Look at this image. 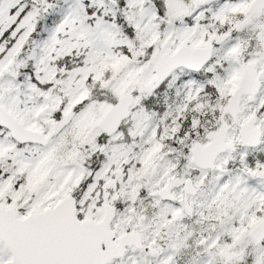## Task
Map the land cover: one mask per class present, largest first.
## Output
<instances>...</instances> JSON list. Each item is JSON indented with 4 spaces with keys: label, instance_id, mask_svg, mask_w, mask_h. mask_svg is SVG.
Listing matches in <instances>:
<instances>
[{
    "label": "rangeland",
    "instance_id": "1",
    "mask_svg": "<svg viewBox=\"0 0 264 264\" xmlns=\"http://www.w3.org/2000/svg\"><path fill=\"white\" fill-rule=\"evenodd\" d=\"M87 1L91 14L85 10ZM193 1L174 0L165 16L164 30H160L151 0H127L128 7L121 9L123 23L117 20L118 0L0 2V103L27 129L46 132L48 137H53L58 117L78 113L44 149L19 147L11 134L0 128V208H24L33 213L49 208L72 191L78 173L67 165L77 163V146H89L96 138L98 124L108 111L97 98L104 96L103 101H108L110 83L121 94L131 92L156 79L155 62L160 54L181 44L204 41L190 29L167 23L188 15ZM249 2L253 0H226L219 15L226 11L245 13ZM107 15L113 20H105ZM54 16L57 24L42 25L38 31L41 20L54 23ZM87 16L94 24L87 22ZM120 24H129L132 31L123 32ZM67 56H75L84 65L70 71L59 69L57 65ZM224 57L229 67L217 73L216 81L226 92L238 80L246 58L256 62L264 76V17L238 43L228 46ZM237 65L239 68L234 67ZM262 104L264 91L258 106ZM183 110H176V114ZM143 174H133L130 184L140 182ZM235 174L223 183L218 176L209 182L204 177L200 181L204 186L197 200L201 221L195 222L189 236L202 247L206 259L200 260L201 264H264V244L251 237L264 221V185L258 189L241 179L240 173ZM93 207L97 208L95 202ZM176 211L182 218L183 212ZM138 217L139 213L131 209L119 224H136ZM234 254L240 258L228 262L227 256ZM143 256L139 255L141 261L130 257L118 264H142L147 258ZM148 256L150 261L157 257ZM11 262V254L0 241V264Z\"/></svg>",
    "mask_w": 264,
    "mask_h": 264
},
{
    "label": "flooded vegetation",
    "instance_id": "2",
    "mask_svg": "<svg viewBox=\"0 0 264 264\" xmlns=\"http://www.w3.org/2000/svg\"><path fill=\"white\" fill-rule=\"evenodd\" d=\"M151 1L160 30H164L165 16L174 0ZM225 2L194 0L189 4L188 15L167 22L171 27L182 26L194 31L204 41L199 44H181L160 54L155 62L156 79L131 92L121 94L111 82L107 88L108 101H103L104 96L97 98L98 104L105 105L108 111L98 124L96 138L89 146H77V163L67 165L69 170L78 173L75 187L45 210L32 213L24 208H11L18 212L20 220L55 209L71 199L72 205H69L75 208L79 222L100 224L108 215L112 218L110 230L116 235L114 241L125 235L139 239L137 245L128 248L123 259L111 264H118L130 257L139 258L140 254L147 257L142 264H201L206 259L201 245L195 243L194 236L191 239L189 236L193 225L200 219L197 200L204 192L201 179L204 177L203 180L209 182L218 176V180L223 183L234 178L238 172L241 179L255 184L256 188L260 189L264 185V104L258 106L264 91V76L260 73V66L246 58L241 66L242 71L238 72V80L227 92L216 81L217 73L229 67L224 57L226 48L238 43L243 34L264 17V12L238 32V26L248 18L253 2L247 4L245 13L226 11L220 16L219 10ZM85 5L87 14H91L88 1ZM122 7H128L127 0H118L120 16L116 18L120 23L125 19L121 13ZM97 14L102 16V11L99 10ZM105 20H113V16L107 15ZM48 21L41 20L40 23L51 26ZM87 22L94 24L89 16ZM41 29L42 26H38V31ZM223 36L229 38L218 44V38ZM33 38L35 34H32ZM185 46L206 49V53L212 56L200 71L179 68L157 89H148L158 79V64L162 57L166 54L175 56ZM249 64L257 65L260 93L254 100L244 95L238 114L228 113L229 102L240 88L245 68ZM83 65L75 56H67L57 66L70 71ZM234 67L239 68V65ZM124 97H132L129 112L112 114ZM183 107L186 110L177 115L176 110ZM73 114L75 117L71 124L78 116L77 112ZM110 115L113 119H110L109 131L105 132L101 126ZM116 116L120 118L117 122ZM62 118L58 117L57 122ZM244 128L253 132L256 129V133L257 129L261 130L259 146L251 147L244 143ZM42 134L48 137L46 132ZM57 136L48 137L49 145ZM18 146L47 148L34 144ZM142 171L145 176L143 174L141 181L130 184L131 176ZM94 202L97 208L93 207ZM131 209L139 213L138 222L119 224L120 218ZM178 209L184 214L182 218L178 217ZM149 254L157 256L156 259L150 261ZM234 255L237 256L235 261L240 258Z\"/></svg>",
    "mask_w": 264,
    "mask_h": 264
},
{
    "label": "water",
    "instance_id": "3",
    "mask_svg": "<svg viewBox=\"0 0 264 264\" xmlns=\"http://www.w3.org/2000/svg\"><path fill=\"white\" fill-rule=\"evenodd\" d=\"M263 12L264 0H255L250 7L248 18L238 26L237 31L248 27L254 17ZM228 38L229 36L220 37L217 43L225 42ZM206 52V49H191L185 46L175 56L164 55L158 64V79L155 85L148 89H157L179 68L200 71L212 56L211 53ZM256 66V64L246 66L241 86L229 102L228 113L238 114L241 98L244 95L254 100L260 93L261 84ZM131 99L132 97H124L112 114H127ZM74 117L75 115L72 114L59 120L55 125L53 136L59 135L66 129ZM110 119H113L112 115L106 117L101 126L105 132L110 129ZM115 120L117 122L120 118L116 116ZM0 128L7 130L19 145L34 144L46 147L50 143V138L40 132L27 129L1 103ZM257 131L258 133L256 129L253 132L244 128L242 133L244 143L251 147L259 146L262 133L260 129ZM69 204L71 199L59 204L55 209L31 215L24 220L18 218L17 211L0 208V241L12 256L10 264H111L113 261L123 259L128 248L139 242V239L135 240L133 235H125L114 241L116 235L110 230L111 217L107 215L100 224L79 222L75 208ZM251 237L258 244L263 243L264 221L252 231ZM236 258V255H229L227 261L231 262Z\"/></svg>",
    "mask_w": 264,
    "mask_h": 264
},
{
    "label": "trees",
    "instance_id": "4",
    "mask_svg": "<svg viewBox=\"0 0 264 264\" xmlns=\"http://www.w3.org/2000/svg\"><path fill=\"white\" fill-rule=\"evenodd\" d=\"M54 17H55V19H56V22H54V23L50 22L51 25H55V24L58 23L57 16H54ZM121 23H123V22H121ZM120 25H121V29H122L123 32H124L125 30H127V29H128L129 31H132V30L130 29V27H129V24H120ZM39 26L41 27L42 24L40 23ZM94 92H96V91H94Z\"/></svg>",
    "mask_w": 264,
    "mask_h": 264
}]
</instances>
